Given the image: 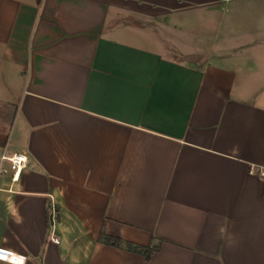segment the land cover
<instances>
[{
    "label": "crops",
    "instance_id": "crops-1",
    "mask_svg": "<svg viewBox=\"0 0 264 264\" xmlns=\"http://www.w3.org/2000/svg\"><path fill=\"white\" fill-rule=\"evenodd\" d=\"M259 48L264 0H0V150L29 160L0 177V249L264 264Z\"/></svg>",
    "mask_w": 264,
    "mask_h": 264
},
{
    "label": "built area",
    "instance_id": "built-area-1",
    "mask_svg": "<svg viewBox=\"0 0 264 264\" xmlns=\"http://www.w3.org/2000/svg\"><path fill=\"white\" fill-rule=\"evenodd\" d=\"M29 163L28 157L24 154L13 153L7 154L0 150V177L11 175L12 180L17 182L20 180L21 174L24 169L27 168ZM264 175V173H262ZM56 242H59L58 238H55ZM5 255H11L7 251L0 249V260L5 259ZM13 263L25 264V259L16 255H12ZM12 262V261H11Z\"/></svg>",
    "mask_w": 264,
    "mask_h": 264
},
{
    "label": "trees",
    "instance_id": "trees-1",
    "mask_svg": "<svg viewBox=\"0 0 264 264\" xmlns=\"http://www.w3.org/2000/svg\"><path fill=\"white\" fill-rule=\"evenodd\" d=\"M100 240L102 242H106V243H108L110 245H114V246H117V247H120L123 244V242L120 239L108 236L104 232H102V234L100 236ZM125 245H126V247L129 250H131L133 252L146 255V257L148 259H150L152 257V255H154L155 253L159 252V250H160V245H155V246H152V247H142V246L134 245L132 243H125Z\"/></svg>",
    "mask_w": 264,
    "mask_h": 264
},
{
    "label": "bare ground",
    "instance_id": "bare-ground-1",
    "mask_svg": "<svg viewBox=\"0 0 264 264\" xmlns=\"http://www.w3.org/2000/svg\"><path fill=\"white\" fill-rule=\"evenodd\" d=\"M5 258H8V259H10L12 262H13V260H12V256H10V255H5ZM2 260H5V259H2ZM7 261V260H6ZM11 261H8V262H11Z\"/></svg>",
    "mask_w": 264,
    "mask_h": 264
},
{
    "label": "rangeland",
    "instance_id": "rangeland-1",
    "mask_svg": "<svg viewBox=\"0 0 264 264\" xmlns=\"http://www.w3.org/2000/svg\"><path fill=\"white\" fill-rule=\"evenodd\" d=\"M254 49H257V48H254ZM259 49H261V50H262L261 52L264 54V48H259ZM199 54H200V53H199ZM201 55H202V54H200L199 57H202ZM194 58H196V57H194ZM197 59H198V58H197Z\"/></svg>",
    "mask_w": 264,
    "mask_h": 264
}]
</instances>
